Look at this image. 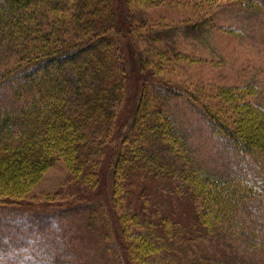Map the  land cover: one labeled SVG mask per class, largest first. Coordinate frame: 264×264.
<instances>
[{"label":"trees","instance_id":"16d2710c","mask_svg":"<svg viewBox=\"0 0 264 264\" xmlns=\"http://www.w3.org/2000/svg\"><path fill=\"white\" fill-rule=\"evenodd\" d=\"M125 2L136 3L0 0V89L7 87L12 97L0 105V207L20 202L61 159L72 179L97 188L102 154L101 165L113 176L112 195L85 223L97 229L98 215L104 217L107 208L115 211L121 231L113 234L114 246L112 228L103 232L116 257L112 264L125 259L129 264H200L181 248L216 236L240 238L241 209L264 197V106L247 98V87L221 89V110L203 104L213 132L254 171L220 174L205 168L165 108L175 89L145 75L146 68L156 74L165 66L147 56L154 50L146 57L140 52L135 36L143 24L124 19ZM257 3L250 0L253 7ZM125 53L142 56L141 89L126 117ZM97 147L101 154L93 153ZM151 177L170 181L168 191L192 208L190 222L159 214L143 194H134V184Z\"/></svg>","mask_w":264,"mask_h":264},{"label":"rangeland","instance_id":"374dc122","mask_svg":"<svg viewBox=\"0 0 264 264\" xmlns=\"http://www.w3.org/2000/svg\"><path fill=\"white\" fill-rule=\"evenodd\" d=\"M134 1L125 2L124 19L135 18L143 24L141 35L135 36L140 52L146 57L147 50H154L147 56H155L165 66L156 74L146 68L145 75L162 87L165 83V89H175L165 108L186 134L193 157L216 173L253 175L248 160L213 132L201 111L203 104L221 110L218 94L229 87H247L251 93L247 98L264 106V0H254L258 2L254 7L250 0ZM129 41L136 46L131 37ZM127 54L130 100L129 108L122 111L125 117L141 89L137 78L142 56ZM11 100V91L1 88L0 105ZM100 152L98 147L93 150ZM100 162H105L102 154ZM101 164L102 181L90 188L72 179L65 161L58 160L20 202L0 207V264L115 263L113 247L103 237L111 228L112 236L116 228L119 231L115 211L107 208L104 217L98 215L97 229H87L85 223L98 213L93 208L112 195V173ZM169 184L164 178L151 177L138 180L132 191L136 196L143 194L159 214L166 212L190 222L191 206L169 192ZM239 218L245 224L238 228L243 230L240 238L216 236L189 242L181 248L182 254L193 253L200 264H264V197L241 209ZM190 219L194 222V217ZM114 236L110 240L113 246Z\"/></svg>","mask_w":264,"mask_h":264}]
</instances>
